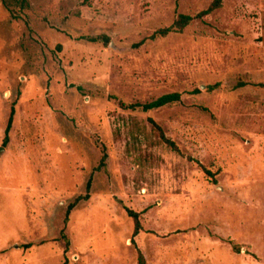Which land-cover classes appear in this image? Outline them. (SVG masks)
<instances>
[{"label":"rangeland","instance_id":"rangeland-1","mask_svg":"<svg viewBox=\"0 0 264 264\" xmlns=\"http://www.w3.org/2000/svg\"><path fill=\"white\" fill-rule=\"evenodd\" d=\"M213 1L0 0V264H264V0L149 38Z\"/></svg>","mask_w":264,"mask_h":264},{"label":"trees","instance_id":"trees-1","mask_svg":"<svg viewBox=\"0 0 264 264\" xmlns=\"http://www.w3.org/2000/svg\"><path fill=\"white\" fill-rule=\"evenodd\" d=\"M1 1H2L3 5L5 6V8L11 13V15L13 17H17V15H18L15 13L16 10L13 9L14 7H17L18 10H21V9L27 7V5H28L26 0H1ZM221 2H222V0H214L207 9L201 11L200 13H198L194 16L186 15V14H178L177 18L172 23V25H170L169 27L161 28V29L154 31L152 33V35H150L149 38L154 39L155 37H163V36H166L170 32H181L195 18H199V17H202L203 15L209 14L211 11H213L215 8H217L221 4ZM88 40L92 41V42L102 41V42L106 43L108 41V37L105 35H101V36H97V37L88 38ZM141 43H143V40L141 42L135 44V45H140ZM77 89L81 90V87H78ZM195 91H197V90H195ZM180 100H181V94L177 93V92H173V93H167V94L161 95V96L157 97L156 99H153V100L145 102V103L136 102V103L127 104V105L121 104V106H123L127 109H133V110L134 109H140L142 112H147L149 110L157 109V108L163 107L165 105H169L172 103L179 102ZM14 112H15V109H14V106H12L11 110H10V115L8 117L7 125H6L5 131H4V139H3L4 145H6L8 142V134H9L10 128L12 126ZM149 121H150L152 127L156 130V133L158 134L159 138L164 143H166V145L168 147H170L172 150L179 152V149L176 146V144L164 135L161 127L159 125H157L153 119H150ZM105 158H106V155L103 154V156L100 159L99 165L96 167V170H99V169H101V167H104ZM204 172L208 175H212L211 172H209L206 169H204ZM90 185H91V179H89L86 183L85 194L78 196L77 198L74 199V201L72 203H70L68 205L64 222H67L71 210L80 201H82V200L85 201V200L89 199V197H90L89 196ZM126 212H127L128 216H130L134 221L133 235L135 236L139 232V230L141 229L140 221H139V213L134 212L128 208H126ZM61 236L65 239V243L68 244V240L66 239V236L63 232H61ZM138 264H146L145 259L140 252L138 254Z\"/></svg>","mask_w":264,"mask_h":264},{"label":"water","instance_id":"water-1","mask_svg":"<svg viewBox=\"0 0 264 264\" xmlns=\"http://www.w3.org/2000/svg\"><path fill=\"white\" fill-rule=\"evenodd\" d=\"M3 149H4V148H3V147H1V148H0V151H2Z\"/></svg>","mask_w":264,"mask_h":264}]
</instances>
